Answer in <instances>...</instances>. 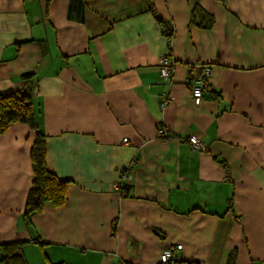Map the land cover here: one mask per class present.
<instances>
[{"label": "crops", "instance_id": "crops-1", "mask_svg": "<svg viewBox=\"0 0 264 264\" xmlns=\"http://www.w3.org/2000/svg\"><path fill=\"white\" fill-rule=\"evenodd\" d=\"M151 2L169 46L141 0H0V94L31 89L47 168L68 183L26 226L35 133L0 134V244L26 242V264H160L176 245L186 261L264 264V0Z\"/></svg>", "mask_w": 264, "mask_h": 264}, {"label": "trees", "instance_id": "trees-1", "mask_svg": "<svg viewBox=\"0 0 264 264\" xmlns=\"http://www.w3.org/2000/svg\"><path fill=\"white\" fill-rule=\"evenodd\" d=\"M51 0H45V6ZM147 6V12L153 15L161 34L166 38L168 46L174 35V30L169 22H166L155 11L151 0H141ZM223 3L224 0H218ZM202 11V10H198ZM207 15V14H206ZM209 20L204 27H211L212 16L207 15ZM31 76H25L28 79ZM16 123H25L35 133V141L31 148L30 158L33 170V182L29 189L23 215L26 226H30V216L41 213L46 207H60L64 204L67 181L59 180L47 168L46 145L44 135L38 130L33 110L31 89L26 88L15 92L0 94V134H3L10 126ZM224 166V165H223ZM226 167V166H224ZM116 225V221H114ZM115 233V226L113 234ZM31 242H37L34 239ZM29 243V242H27ZM26 242H12L0 244V264H26L22 251ZM237 253L233 250L228 258L227 264H235ZM62 264V263H57ZM165 264H200L194 261H186L181 257L177 260H169Z\"/></svg>", "mask_w": 264, "mask_h": 264}, {"label": "built area", "instance_id": "built-area-1", "mask_svg": "<svg viewBox=\"0 0 264 264\" xmlns=\"http://www.w3.org/2000/svg\"><path fill=\"white\" fill-rule=\"evenodd\" d=\"M158 67H159V77L167 82L171 81L172 73H173V67L174 62L171 57L167 55L160 56L158 59ZM211 74V68L209 66H204L202 70L201 77L199 79H196L193 82L192 89H191V98L194 105H199L202 100V89L205 86V82L209 79ZM163 100L160 104L161 109H165L166 105L168 104V97L164 95ZM168 131L165 128H159L157 131V137H166ZM126 142V140H124ZM188 142L191 145L192 149L195 151H202L204 150L201 142L198 140L196 136H189ZM125 171L121 173V179L125 178ZM119 181V182H120ZM121 182L118 184L113 185V188L115 190H120L122 188ZM182 250V245H176L174 248H166L164 249L160 256H159V263L165 264L169 260H177L178 252ZM123 264V263H120Z\"/></svg>", "mask_w": 264, "mask_h": 264}, {"label": "clouds", "instance_id": "clouds-1", "mask_svg": "<svg viewBox=\"0 0 264 264\" xmlns=\"http://www.w3.org/2000/svg\"><path fill=\"white\" fill-rule=\"evenodd\" d=\"M161 264V263H160Z\"/></svg>", "mask_w": 264, "mask_h": 264}]
</instances>
